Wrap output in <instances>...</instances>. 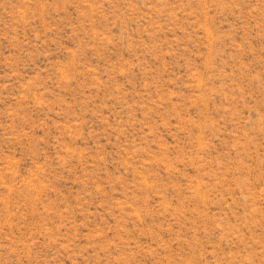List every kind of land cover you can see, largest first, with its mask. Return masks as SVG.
<instances>
[{
    "label": "rangeland",
    "instance_id": "rangeland-1",
    "mask_svg": "<svg viewBox=\"0 0 264 264\" xmlns=\"http://www.w3.org/2000/svg\"><path fill=\"white\" fill-rule=\"evenodd\" d=\"M0 264H264V0H0Z\"/></svg>",
    "mask_w": 264,
    "mask_h": 264
}]
</instances>
